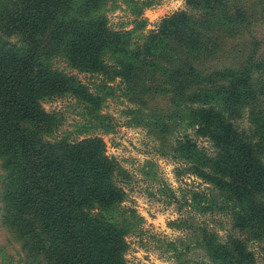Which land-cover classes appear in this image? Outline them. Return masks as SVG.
<instances>
[{"label": "trees", "instance_id": "16d2710c", "mask_svg": "<svg viewBox=\"0 0 264 264\" xmlns=\"http://www.w3.org/2000/svg\"><path fill=\"white\" fill-rule=\"evenodd\" d=\"M102 1L0 0V159L8 222L29 264H127L138 218L122 206L121 167L99 138L55 136L61 122L41 105L70 96L99 124L117 78L123 97L164 95L176 109L167 119L211 140L212 155L186 140L182 157L207 171L217 205L264 249V0H189L133 46L88 16ZM57 60L105 77L91 93ZM210 248L211 264H258L241 237Z\"/></svg>", "mask_w": 264, "mask_h": 264}, {"label": "rangeland", "instance_id": "374dc122", "mask_svg": "<svg viewBox=\"0 0 264 264\" xmlns=\"http://www.w3.org/2000/svg\"><path fill=\"white\" fill-rule=\"evenodd\" d=\"M188 4L189 0H103L88 16L104 18L109 31L125 33V42L132 46L142 45L146 37L160 29L164 18L187 11ZM260 36L264 41V31ZM55 67L74 76L91 93L105 77L79 72L62 60L55 61ZM106 79L112 81L109 74ZM119 80L108 83L114 96L101 104L99 124L90 118L92 108L86 109L70 96L46 100L41 105L45 113L54 114L61 122L55 136L70 140L99 138L106 155L121 167L123 172L117 179L124 193L121 203L138 218L125 236L126 263L211 264L209 252L216 255L211 243L223 246L229 238L241 237L257 263L264 264L262 243L242 236L234 228L231 214L217 205L221 199L214 193L207 171L182 157L186 140L212 155L211 140L193 129L180 128L178 116L167 119L166 115L176 109L164 95L123 97L121 87L125 88V84L120 85ZM166 121H170L168 126L159 130V124ZM240 123L248 127L244 119ZM4 177L0 159V264H29L24 240L8 222ZM216 264H224V259L217 258Z\"/></svg>", "mask_w": 264, "mask_h": 264}]
</instances>
